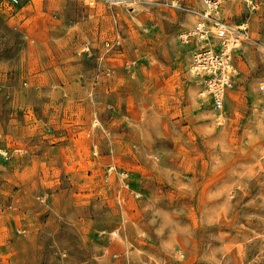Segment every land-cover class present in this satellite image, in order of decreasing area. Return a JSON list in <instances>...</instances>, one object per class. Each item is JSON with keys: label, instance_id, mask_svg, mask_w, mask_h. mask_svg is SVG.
Wrapping results in <instances>:
<instances>
[{"label": "rangeland", "instance_id": "obj_1", "mask_svg": "<svg viewBox=\"0 0 264 264\" xmlns=\"http://www.w3.org/2000/svg\"><path fill=\"white\" fill-rule=\"evenodd\" d=\"M206 9L0 0V264H264V0Z\"/></svg>", "mask_w": 264, "mask_h": 264}, {"label": "built area", "instance_id": "obj_2", "mask_svg": "<svg viewBox=\"0 0 264 264\" xmlns=\"http://www.w3.org/2000/svg\"><path fill=\"white\" fill-rule=\"evenodd\" d=\"M206 3L207 9L203 16L210 20H215V28L218 34L225 36L226 32H220V28H224L226 31L227 28L224 26L227 27V25L217 20L213 14L218 10L221 0H206ZM206 26L205 21H201L198 25L201 38L206 36ZM191 35V33H185L184 38L188 40ZM229 41L228 38L223 39L222 46L219 50L210 47L199 51L195 56L193 64V68L196 72H205L210 76L208 80V89L217 101L222 99L225 87L233 85L232 76L226 75L231 73L228 67H230V70L234 69L231 60V46Z\"/></svg>", "mask_w": 264, "mask_h": 264}, {"label": "bare ground", "instance_id": "obj_3", "mask_svg": "<svg viewBox=\"0 0 264 264\" xmlns=\"http://www.w3.org/2000/svg\"><path fill=\"white\" fill-rule=\"evenodd\" d=\"M224 27H225V28H227V29H229L231 32H232L233 30H235V29H236V28H234V27H231V26H228V25H227V27H226V26H224ZM235 31H236V30H235ZM220 32H224V33H225L226 31H225V29H224V28H220Z\"/></svg>", "mask_w": 264, "mask_h": 264}]
</instances>
